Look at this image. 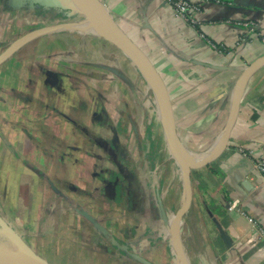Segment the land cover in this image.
Segmentation results:
<instances>
[{"label":"crops","instance_id":"0c3cea01","mask_svg":"<svg viewBox=\"0 0 264 264\" xmlns=\"http://www.w3.org/2000/svg\"><path fill=\"white\" fill-rule=\"evenodd\" d=\"M191 1L200 6L193 27L162 0H99L158 70L184 145L216 139L242 87L223 148L190 172V245L181 239L180 248L189 264H264V180L255 166L264 156V63L236 82L264 56V0ZM76 13L43 0H0V53ZM39 17L44 25L29 29ZM11 27L28 29L8 37ZM77 30L29 38L0 62V75L15 78L0 92L17 99L8 115L0 110V216L31 248L41 236L37 251L56 252L58 264H141L133 254L175 264L159 201L170 222L182 191L172 203L178 168L174 159L159 165L168 147L156 101L154 117L131 84L139 72L131 60L103 39H76ZM83 40L106 50L92 55Z\"/></svg>","mask_w":264,"mask_h":264},{"label":"water","instance_id":"95a60500","mask_svg":"<svg viewBox=\"0 0 264 264\" xmlns=\"http://www.w3.org/2000/svg\"><path fill=\"white\" fill-rule=\"evenodd\" d=\"M81 0H43V3L47 6L59 7V8H72L78 12L81 10ZM98 4L102 6L99 0H96ZM105 10V8H104ZM106 12V10H105ZM107 13V12H106ZM85 15L86 21L89 22L90 26L95 27V22L91 19L90 15L87 13H81ZM108 14V13H107ZM87 29V26H84V23L81 21L74 22H62L55 25L45 26L28 32L27 34L21 36V38L15 43L9 45L0 53V62H2L19 44L25 42L29 38L36 37L45 32L56 31L60 29ZM103 36L108 41L112 42L116 47H118L131 62L136 66V68L141 72L142 76L145 78L149 86L152 88L154 93V99L156 101L157 107L159 109L162 131L164 135V140L170 152L172 153L173 159L176 162L179 177L182 184V202L175 212L174 215V225L172 226L169 222L165 210H163L162 203L159 201L160 210L163 216V221L165 226L168 228L170 233V243L176 254L175 264H189L184 254L181 251V237H180V222L182 220L183 214L188 210L192 203V185L190 179V172L192 168L202 166L212 158H214L220 150L223 148L229 132L232 126V123L235 119L239 103L241 101V90H236L233 95V99L230 106V112L228 119L226 121L225 127L222 132L216 137L217 146L215 149L205 158L194 163L188 160L186 155V149L175 128L174 116L172 113V108L167 92V88L158 72V70L153 65L149 57L144 53V51L134 43L131 38L121 32L117 33H108V34H98ZM264 63V56L251 62L242 72V74L236 80L239 83L243 74L251 71L255 66ZM235 82V83H236ZM240 84V83H239ZM234 88V87H233ZM246 183V182H245ZM248 185V184H247ZM0 232L4 238L11 242L16 248V252H4L0 249V264H49L41 255L36 253L30 246L22 239V237L0 216ZM224 239H227L226 235H222ZM177 257L179 260H177ZM133 258L136 259L141 264H154L150 260L138 255L133 254Z\"/></svg>","mask_w":264,"mask_h":264},{"label":"rangeland","instance_id":"374dc122","mask_svg":"<svg viewBox=\"0 0 264 264\" xmlns=\"http://www.w3.org/2000/svg\"><path fill=\"white\" fill-rule=\"evenodd\" d=\"M79 13V15L81 14L80 12H78ZM78 13H76V15L78 14ZM111 15V14H110ZM40 19V20H39ZM39 19H37V18H34L33 19V22H32V24L29 26V29L30 28H35V27H38V26H41V25H44V23H45V21L43 20V17L41 18V17H39ZM74 19V21H81V22H83L84 23V26H87V27H89L90 28V24H89V22L88 21H86V18H85V15H80V17L79 18H73ZM73 19H71L70 21H73ZM112 19V21L114 22V23H116L113 19L114 18H111ZM88 24H89V26H88ZM24 29H28V28H21V29H19V30H16L15 28H13V27H11V32H9L8 30H7V33L9 34L8 35V37H13V36H16L17 34H20V33H22L23 31H25ZM75 35V38L77 39V38H83L84 40H85V38H91V37H97V38H100V39H103V40H107L106 38H104L103 36H96V35H94V34H90L89 32H86L83 28H81V29H78L77 30V34H74ZM64 36H67L68 38H69V36H71V35H67V34H65ZM79 36V37H78ZM83 40V41H84ZM34 42H36V41H34ZM77 42H81V41H79V40H75L74 41V43H77ZM84 44H82L81 46H82V50L83 51H88V50H90V52H91V54L92 55H94V54H98V55H101V53H100V51L102 52H104L105 50H106V47H104L103 46V50L101 49L102 47H99V45L98 46H95L94 44H92L91 42L89 43V44H85L86 42L84 41L83 42ZM35 44V43H34ZM29 46H31V45H29ZM3 49V48H2ZM1 49V50H2ZM33 49H34V46H33ZM22 51H20V55H23L24 56V54L25 53H27L29 50L28 49H26V50H24L23 48L21 49ZM28 55L29 54H31L30 52H28L27 53ZM26 54V55H27ZM34 54H35V50L33 51V56H34ZM106 54V53H105ZM23 56L21 57V58H23ZM99 59L98 60H100V56L98 57ZM20 63V62H19ZM18 66H19V64L18 65H16V68H18ZM5 70V69H4ZM6 71V70H5ZM7 72V71H6ZM6 74V73H5ZM130 76V75H129ZM133 76V77H132ZM135 75H131L130 77L134 80L133 81V83H131L132 85H139V86H141L140 88H142L143 89V92H144V96L142 97L143 99H142V101L144 100V103H145V108L147 109V112L149 113V115L150 114H152V110H153V115L152 116H154V117H156V106H155V104H154V102L152 101L153 100V98H154V93H153V91H152V88L149 86V84L147 83V81L145 80V78L142 76V74H141V72L139 71L138 73H137V76H135ZM19 80L20 81H22V82H24V80L25 81H27L26 80V78H24L23 76H21L20 74H19ZM10 79H12V82L13 83H15V78L13 77L12 78V75H10V76H8V75H3V73L0 75V87L1 86H5V87H7V89H9V83H10ZM11 82V83H12ZM130 83V82H129ZM130 84V85H131ZM141 84V85H140ZM143 87H146V89H145V91H144V88ZM23 94L24 93H22V97H23ZM15 97V96H14ZM14 97H12V96H10V94H8L7 92H0V110L4 113V115H8L9 114V110L11 109V107H14V106H16V102H17V99L16 98H14ZM136 99V98H135ZM19 101V100H18ZM21 105H22V107H26V106H24L25 104H26V101H21ZM150 104L152 105V106H150ZM21 107V108H22ZM147 107H149V109L147 108ZM19 110H20V108H19ZM19 110L16 112V113H18L19 112ZM146 112V113H147ZM154 127H156V125H153V124H151V128H154ZM139 131L141 132L142 131V128L141 127H139ZM164 147H165V144H164ZM166 151H167V153H168V156H167V158H165L164 160H161V162L159 163V165H163V164H167L169 161H170V159H173V156H172V153L170 152V150L169 149H166ZM164 166H166V165H164ZM152 168V167H151ZM154 170H156V169H153L152 171L154 172ZM178 173V175H179V171L177 172ZM180 191H182V184H181V180H180V177H178V179H177V181L175 182V183H173V194H174V197L171 195V199H170V201L172 202V203H174L175 202V199H177L178 198V196H175V195H177ZM181 197H182V195H181ZM181 201H182V199H179L178 198V202H175V209H176V211H177V209L179 208V206H180V204H181ZM175 211V212H176ZM187 212V211H186ZM185 212V213H186ZM184 213V214H185ZM173 213H171V215H172ZM184 214H183V217H184ZM183 217H182V220H181V222H180V228H181V232H180V237H181V239H183V242L184 243H188L189 245H190V240L187 238V240H186V238L185 237H187L186 236V234H185V229H186V225H185V221L183 220ZM20 230V232L22 233V235L24 236H26V233L24 234V232H25V229H19ZM193 235V234H192ZM198 234L195 232V230H194V237H196V240H194V241H197V236ZM0 236H3L2 234H1V232H0ZM41 236H39V235H36L35 236V240H36V242H34V243H32L31 244V246L33 247V249L34 250H36V253H38L39 255H45V253L49 256V254H50V256L51 257H53V263L54 264H58V262H57V256H56V252H52V253H50V252H46V250H45V248L44 247H38V249L40 250V251H37V243L39 242V240L40 239H42V237L40 238ZM193 237V238H194ZM23 239V238H22ZM186 240V241H185ZM41 241V240H40ZM197 243V242H196ZM51 248H53V246L51 247ZM32 249V248H31ZM43 249V250H42ZM177 260H179V258L177 257Z\"/></svg>","mask_w":264,"mask_h":264},{"label":"bare ground","instance_id":"6f19581e","mask_svg":"<svg viewBox=\"0 0 264 264\" xmlns=\"http://www.w3.org/2000/svg\"><path fill=\"white\" fill-rule=\"evenodd\" d=\"M81 10L83 13H87L88 15H90L91 19L93 20V22H95V27L90 26L87 27V29H85L86 32H89L90 34H94L96 36H99L98 34H108V33H117V32H121L124 33V31H122L117 25L116 23H114L111 18L110 15L107 14L97 3L91 2L89 0H81ZM89 26V24H88ZM68 31V30H67ZM38 38V37H37ZM47 38V36H46ZM49 38V37H48ZM50 39V38H49ZM43 40V39H42ZM46 40V39H45ZM51 40V39H50ZM108 43H111L113 46H115L112 42L106 40ZM105 41V42H106ZM88 44V42H87ZM40 46H42L40 44ZM116 47V46H115ZM118 48V47H116ZM119 49V48H118ZM37 50V49H36ZM120 50V49H119ZM12 53V52H11ZM126 57L127 55L124 54ZM9 58V57H8ZM128 58V57H127ZM129 59V58H128ZM252 72V71H251ZM250 72V73H251ZM249 73V74H250ZM248 74V75H249ZM247 75V76H248ZM246 76V77H247ZM246 79V78H245ZM244 79V81H245ZM243 81V82H244ZM146 88V87H145ZM224 128V127H223ZM222 132V131H221ZM185 149H186V155L188 156V160H190V162H198L201 159L205 158L206 156H208L217 146V139H214L212 141H209L208 143H206L205 145H203L201 148H195L192 147L190 145H184ZM199 158H193L191 157V155L193 154H199ZM182 199V197H181ZM174 215L175 212L173 213V215H170V223L173 226L174 225ZM24 239V238H23ZM42 243V242H41ZM30 246V245H29ZM43 247V246H42ZM0 249L4 252H16V248L14 247V245L7 241L4 236H0ZM33 249V247H32ZM46 249V248H45ZM34 250V249H33ZM48 253V252H47ZM49 254V253H48ZM59 256V255H57ZM42 257L49 263V264H54L53 263V257L49 256L45 253V255H42ZM60 260V259H59Z\"/></svg>","mask_w":264,"mask_h":264},{"label":"built area","instance_id":"2783aa9c","mask_svg":"<svg viewBox=\"0 0 264 264\" xmlns=\"http://www.w3.org/2000/svg\"><path fill=\"white\" fill-rule=\"evenodd\" d=\"M163 3L167 4L172 10L173 14L181 18L184 22L190 26L196 25V12L200 9L198 4H195L191 0H162ZM264 41V40H263ZM257 171L260 173L261 179L264 180V156L257 159L255 162ZM231 209L235 208V204L232 203L229 206ZM241 213L245 215V212L241 210ZM248 221L254 225V220L248 217Z\"/></svg>","mask_w":264,"mask_h":264},{"label":"flooded vegetation","instance_id":"af4514ba","mask_svg":"<svg viewBox=\"0 0 264 264\" xmlns=\"http://www.w3.org/2000/svg\"><path fill=\"white\" fill-rule=\"evenodd\" d=\"M163 165H165V164H163ZM167 208V207H166ZM166 215H167V217L169 218V215L166 213Z\"/></svg>","mask_w":264,"mask_h":264}]
</instances>
